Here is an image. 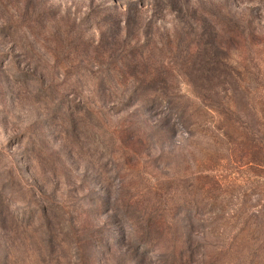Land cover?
I'll return each instance as SVG.
<instances>
[{
	"label": "rangeland",
	"instance_id": "obj_1",
	"mask_svg": "<svg viewBox=\"0 0 264 264\" xmlns=\"http://www.w3.org/2000/svg\"><path fill=\"white\" fill-rule=\"evenodd\" d=\"M0 264H264V0H0Z\"/></svg>",
	"mask_w": 264,
	"mask_h": 264
},
{
	"label": "trees",
	"instance_id": "obj_2",
	"mask_svg": "<svg viewBox=\"0 0 264 264\" xmlns=\"http://www.w3.org/2000/svg\"><path fill=\"white\" fill-rule=\"evenodd\" d=\"M239 25L235 24V26H233V29H231V32H233L235 35H238L239 33H242V30H239Z\"/></svg>",
	"mask_w": 264,
	"mask_h": 264
}]
</instances>
